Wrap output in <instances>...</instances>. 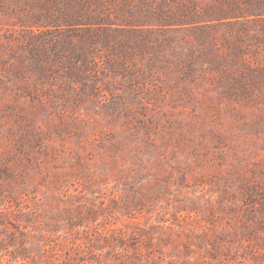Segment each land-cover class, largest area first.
I'll return each instance as SVG.
<instances>
[{"label":"rangeland","instance_id":"1","mask_svg":"<svg viewBox=\"0 0 264 264\" xmlns=\"http://www.w3.org/2000/svg\"><path fill=\"white\" fill-rule=\"evenodd\" d=\"M0 264H264V0H0Z\"/></svg>","mask_w":264,"mask_h":264}]
</instances>
